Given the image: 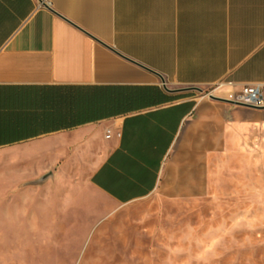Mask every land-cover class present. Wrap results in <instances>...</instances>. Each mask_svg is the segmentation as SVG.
Returning a JSON list of instances; mask_svg holds the SVG:
<instances>
[{
  "label": "crops",
  "instance_id": "1",
  "mask_svg": "<svg viewBox=\"0 0 264 264\" xmlns=\"http://www.w3.org/2000/svg\"><path fill=\"white\" fill-rule=\"evenodd\" d=\"M246 85L264 86V0H0V151L41 169L88 155L119 205L207 199L211 170L251 200L264 108L204 92Z\"/></svg>",
  "mask_w": 264,
  "mask_h": 264
},
{
  "label": "rangeland",
  "instance_id": "2",
  "mask_svg": "<svg viewBox=\"0 0 264 264\" xmlns=\"http://www.w3.org/2000/svg\"><path fill=\"white\" fill-rule=\"evenodd\" d=\"M18 156L0 151V264H264L259 175L251 200L231 173L219 191L211 170L207 199L165 186L119 205L90 184L88 155H68L54 169ZM56 242L59 249L46 245Z\"/></svg>",
  "mask_w": 264,
  "mask_h": 264
},
{
  "label": "built area",
  "instance_id": "3",
  "mask_svg": "<svg viewBox=\"0 0 264 264\" xmlns=\"http://www.w3.org/2000/svg\"><path fill=\"white\" fill-rule=\"evenodd\" d=\"M221 88V86H219ZM210 97L215 96L213 91L210 92ZM230 100L240 105L264 108V86L262 85H246L237 93H232Z\"/></svg>",
  "mask_w": 264,
  "mask_h": 264
},
{
  "label": "water",
  "instance_id": "4",
  "mask_svg": "<svg viewBox=\"0 0 264 264\" xmlns=\"http://www.w3.org/2000/svg\"><path fill=\"white\" fill-rule=\"evenodd\" d=\"M201 90V89H199ZM212 98L216 99V100H219V101H224V102H229V103H234V104H237V105H240L238 103H235L234 101L230 100V99H225V98H222V97H217V96H212Z\"/></svg>",
  "mask_w": 264,
  "mask_h": 264
}]
</instances>
